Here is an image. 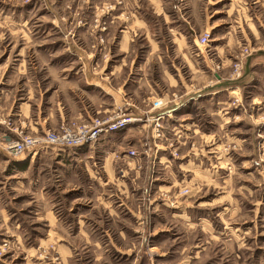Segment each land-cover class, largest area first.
<instances>
[{"label":"crops","instance_id":"crops-1","mask_svg":"<svg viewBox=\"0 0 264 264\" xmlns=\"http://www.w3.org/2000/svg\"><path fill=\"white\" fill-rule=\"evenodd\" d=\"M132 27L145 36L149 47H156L155 41L148 37L149 28L143 20L134 17ZM246 28L251 35L259 37V23L249 17L244 19V25L238 23L234 35L230 34L232 44L250 39ZM186 39L177 40L186 42ZM127 47L128 37L124 35L120 49L127 52ZM179 56V61L176 56L168 64L162 56L158 57L163 89L159 94H153L156 97H148L145 108L132 102L126 91L127 77L121 80L122 84L119 83L124 69L118 65L95 72L59 69L51 65L49 55L43 54L38 57L43 74L41 80H36L34 75L31 79L25 76L28 74L26 67V73L14 71L17 80L16 75H22V85H17L15 78H5L6 71L0 72V111L7 116L14 113L16 122L32 134L41 135L70 121L90 123L99 117H115L120 112L140 119L133 127L103 136L89 147L93 150L87 152L47 148L13 158L16 173L30 175L25 183L31 184L37 192V199L34 198L37 218L45 222L43 231L54 239L56 250L65 264H78L73 258V249L62 242L72 234V222H77L80 236L106 239L105 243L96 241L95 244V252L104 264H152L153 257L168 264H259L253 256L259 252V239H263L261 231L264 228V198L260 200L258 195L259 185L264 189V178H259L262 174L258 154V145L264 146V121H261V128L259 126V116L264 119V69L259 72L260 67L264 68V53L246 59L242 78L237 81L229 79L226 72L227 64L232 62L230 58L218 62L223 64V71L219 72L209 53H193L184 49ZM178 64L187 68L188 77L181 75ZM252 84L259 88L255 87L256 95H259L257 104L242 100L243 95H248L245 89L249 90ZM19 92L21 94L16 95ZM158 100L165 101V105L154 108L153 103ZM158 117H161L163 135L157 140L155 119ZM215 125H218V135L210 131ZM146 133L151 137L145 142L147 157L138 152L139 159L129 158L126 148L138 147L143 141L139 134L144 136ZM4 134L14 137L13 131L0 126V146L4 143ZM197 136L206 138L207 142L212 140L205 151L216 159L223 157L219 166L211 162L212 167H202L196 161L204 156V151L194 146ZM167 139L175 140L174 150L167 146ZM188 140H192L193 146L184 153L181 149ZM218 142L222 144L217 146ZM227 144H232L233 150L226 151ZM223 146L225 153L221 156ZM2 155L7 157L4 153ZM152 158L154 162H151ZM185 158L193 160L180 163ZM190 162L193 167L184 169L183 166ZM154 169L158 171L156 176ZM121 171L128 177L124 176L125 180L118 182L116 176ZM150 172L154 178L150 176L146 183L142 175ZM131 174L134 180L141 181L137 186L145 190L143 195L155 185L160 192L172 195L153 199L149 193L148 199L138 200L133 192L137 188L126 180ZM115 188L121 191L120 200L112 199V193L107 192ZM199 188L212 189L214 193L211 197L195 198ZM185 189H194V195L179 197L177 191ZM50 190L58 192L59 196L48 194ZM215 190L219 191L217 195ZM235 190L250 191L251 196H234ZM67 198L72 200L69 207L63 209L60 205L62 202L66 204ZM73 204L82 205L78 214H72ZM94 208L103 209L104 219L93 221L87 217ZM259 210L262 212L260 215ZM13 222L4 211L0 212V231L3 230L0 239L8 236L13 250L10 255L21 254L25 264H34L31 252L33 250L37 254V248L26 246L25 235ZM45 234L35 235V240L39 243ZM186 234L192 236L191 243L180 241L174 247L169 240L175 236L176 242L187 237ZM136 236L158 239L159 246L150 250L145 247L126 249L115 241L116 238ZM152 250H157V253L153 255ZM9 257L0 259V264H15Z\"/></svg>","mask_w":264,"mask_h":264},{"label":"rangeland","instance_id":"rangeland-1","mask_svg":"<svg viewBox=\"0 0 264 264\" xmlns=\"http://www.w3.org/2000/svg\"><path fill=\"white\" fill-rule=\"evenodd\" d=\"M256 1H258L257 4L255 3ZM134 17L143 20L147 24L149 28L148 37L155 41V48L149 47L145 36H142L137 30L133 29L132 21ZM249 17L259 23V37L251 35L246 28V33L250 39L248 41H240L238 44H232L230 34L234 35V28L238 26V23L241 22L244 25V19H248ZM185 20L188 24H186ZM206 33H210L211 36L210 49L204 48L198 43L199 38ZM124 35L128 37L127 52L120 49V43ZM178 38L187 39L186 42H179ZM183 43L185 44L183 45ZM184 49H188L193 53H209L210 58L214 60L215 69L219 72L223 71V64L221 62L219 64L218 62L226 58L232 59L230 65L227 64L226 72H228L229 79H234L233 77L236 76L237 70L239 68L241 70L242 63L246 62L247 58L258 53L259 55L264 53V0H0V72L6 71L5 78H15L14 71H19L20 74L26 73L24 71V67H26L28 74L25 76L31 79L32 75H34L36 80H41L43 74L41 73V62L38 60V57L43 54L49 55L52 58L51 65L59 69H84L95 72L107 70L112 65H118L124 69L119 83L122 84L121 80L127 77L126 91L132 97V102L140 108H145L148 103V97H156L157 95L153 94H159L160 90L163 89L160 73L161 63L158 57L162 56L167 64L168 61L176 56L177 61H179V55H182ZM238 63L241 64L238 65ZM169 68L172 69L170 65ZM178 68L182 76H189V72L184 65L179 66L178 64ZM263 69L260 67L259 72H263ZM16 76L18 78V80L15 78L16 84L22 85V75L17 74ZM249 87H251V90L245 89V93L248 91V95H243L242 100L250 104L259 103L257 102L259 95H256V88H259L255 84ZM20 94L19 92L16 95L19 96ZM236 96L238 97V95ZM158 101L153 103L154 108H157L155 106ZM235 101L237 102L238 100ZM13 114L12 116H7L0 111L2 119L6 122L11 120L14 137L9 136L10 139H17L18 135L16 133H23V136L40 135L32 134L27 128H23L21 124L19 125L14 119ZM109 118L99 117L101 120ZM203 121H205V118ZM259 121L261 128V121H264L263 116H259ZM72 122L76 123L77 121ZM166 123L168 125L172 124L170 122ZM134 124L129 127H133ZM58 129H51V131H57ZM211 130L217 135L220 133L218 125H215ZM139 138L143 139V141L138 147L126 148V150H135L137 153L140 152L141 155H144L145 150L148 149L145 146V142L151 139V137L147 136L146 133L144 136L143 134H139ZM205 139L201 136L194 138L196 140L194 141V146H199L204 151V156L196 161L202 167H212L210 165L211 162L212 165L219 166V162L223 161V157L216 159L212 153L207 154V146L210 145L212 140L207 142ZM167 140V146H171V149L174 150L176 146L175 140ZM3 141L5 142L4 138ZM260 141L262 139L259 135ZM187 142V145H183V149H181L184 153H187L193 146L192 140H188ZM220 144L222 143H216L217 146ZM261 146L258 145V154L264 157V148ZM233 148L232 144H227L225 150H233ZM59 150L68 151V149ZM79 150L87 152L93 149L84 147ZM222 151L221 156L225 153L224 146ZM0 152L7 155V157H4L0 154V212L4 211L5 214L9 215L14 221L13 225L18 227L19 232L25 235L24 239L28 241L26 246L37 248V254L33 250L31 252L34 257L32 261L34 264H65L62 256L56 250V242L43 231L45 222L37 218L36 213L38 208L35 202L37 192L34 191L31 184L25 183L26 178L30 177V175L21 176L17 174L13 163L14 159L17 158L2 152V148H0ZM145 157H147L146 154ZM8 158L14 159L9 160ZM150 160L151 158L148 159L149 162ZM192 160V158H185L180 163L185 164ZM144 161L146 162L147 159ZM151 162H154L153 158ZM262 164L264 165V160L259 162V171L262 174L259 176L260 179L262 176L264 178ZM99 166L101 165L97 167ZM183 167L184 169L192 168L193 163L190 162L188 166L185 165ZM153 172H155V176L158 174L157 169H154ZM129 176L126 180L133 183L132 187L137 188L133 192L135 198L137 197L140 201L141 199H148V196L154 199L172 195L171 193L160 192L156 185L153 189L152 187L149 189V187L146 194L143 195L145 190H141L137 186L141 181L134 180V175L132 174ZM150 176L151 172L149 175L144 173L142 179H146L144 181L147 183ZM116 177L119 178L118 182L125 180L120 173H117ZM127 177L128 175L125 174V178ZM151 178L154 177L151 176ZM188 178L191 179V176H188ZM248 184L250 185L251 183L248 182ZM185 191L188 192L185 194ZM196 191L198 193L195 198L208 197L213 192L212 189L208 191L207 188H199ZM215 191L217 195L219 191ZM107 192L112 193V199L120 200L121 191L119 189L115 188ZM234 192L236 193L234 196L245 198L251 196L250 191L235 190ZM49 193H53L55 197L59 196V193H55L53 190L48 191ZM149 193L150 195H148ZM194 193V189L177 191L179 197H187L188 195H194ZM258 195L260 200L264 198V189L260 185ZM71 200L72 198H67L68 202L66 204L62 202L63 205H60V207H63V209L68 208ZM81 203L85 204L84 201ZM80 206L82 205L75 206L73 204L72 214L76 212L78 214L81 211ZM260 212L261 210H259V215ZM87 217L96 221L97 219H101V217L104 219L105 215L102 208H94L92 212L88 213ZM76 224L77 222H72V234L69 238L62 240V242L64 241L73 249L74 260L78 264H104L100 256L95 252V244L96 241L101 242V244L105 243L106 239L101 237L84 238L78 234ZM151 224L152 222L150 226ZM23 229L25 230L22 231ZM179 230L181 232V228ZM32 231L34 234H32ZM37 234H45V237L39 243L38 240H35V235ZM186 236L185 238L179 236L181 238L176 242L175 236L169 240H172L174 247L180 241L191 243L192 236L187 234ZM5 238L0 239V242L1 240H7L11 243L8 236H5ZM261 238L263 239H259V252L253 256V259H256L259 264H264V228L261 231ZM115 241L126 249L145 247L147 250H150L153 246L157 248L159 246L158 239L154 240L148 236L144 238L136 236L130 239L116 238ZM204 242L207 244L205 237ZM40 243L42 247L39 246ZM11 249L12 243L10 248L4 251L0 250V255L3 259L10 256L9 258L14 260L15 264H25L21 254L20 256L10 255L13 251ZM152 251L153 255L157 253V250ZM152 264L168 263H162L153 257Z\"/></svg>","mask_w":264,"mask_h":264},{"label":"built area","instance_id":"built-area-1","mask_svg":"<svg viewBox=\"0 0 264 264\" xmlns=\"http://www.w3.org/2000/svg\"><path fill=\"white\" fill-rule=\"evenodd\" d=\"M210 33L199 38L198 43L204 48H210L211 38ZM241 63H238L240 65ZM243 63L236 72V76L233 77V81H237L242 78L243 75ZM165 101L159 100L155 107H163ZM140 121L132 114L120 112L119 115L109 119L95 118L88 124H82L78 122H68L59 127L57 131L47 130L43 135L38 136H23V133H16L17 139H10L8 135L4 134L5 142L2 145V152L14 157L19 158L27 153L35 152L37 150L47 148H59V149H72L78 150L84 147H92L100 141V139L109 134L117 133L127 129L130 125ZM161 117L155 119V135L156 138H161L162 125L160 124ZM78 123V124H77ZM0 126L4 127L7 131H12L11 120L6 122L0 117ZM264 148V146H261ZM127 156L131 159H139V154L135 150H129ZM264 160V157L259 156V162ZM122 177L125 176L124 172L120 173ZM188 191H185V194ZM11 247V243L7 240H1L0 250L4 251ZM3 257L0 255V259Z\"/></svg>","mask_w":264,"mask_h":264},{"label":"bare ground","instance_id":"bare-ground-1","mask_svg":"<svg viewBox=\"0 0 264 264\" xmlns=\"http://www.w3.org/2000/svg\"><path fill=\"white\" fill-rule=\"evenodd\" d=\"M245 62V61H244ZM244 62H243V65H244ZM59 149V148H58Z\"/></svg>","mask_w":264,"mask_h":264}]
</instances>
